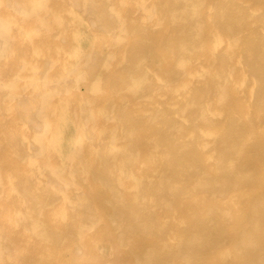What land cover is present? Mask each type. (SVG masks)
I'll return each mask as SVG.
<instances>
[{"label":"bare ground","instance_id":"6f19581e","mask_svg":"<svg viewBox=\"0 0 264 264\" xmlns=\"http://www.w3.org/2000/svg\"><path fill=\"white\" fill-rule=\"evenodd\" d=\"M0 264H264V0H0Z\"/></svg>","mask_w":264,"mask_h":264}]
</instances>
